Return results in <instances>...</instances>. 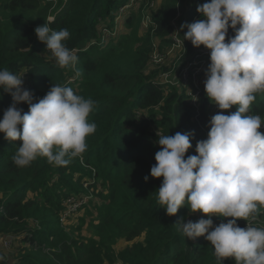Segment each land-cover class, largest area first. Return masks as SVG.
Segmentation results:
<instances>
[{
    "label": "trees",
    "instance_id": "16d2710c",
    "mask_svg": "<svg viewBox=\"0 0 264 264\" xmlns=\"http://www.w3.org/2000/svg\"><path fill=\"white\" fill-rule=\"evenodd\" d=\"M186 1L163 0L151 9L153 25L144 30V3L135 9L132 4L124 21L125 32L101 42V23L121 31L114 17L129 0H56L52 21L47 20L50 1L0 0V70L24 73L25 88L37 99L54 83L73 88L95 102L87 119L96 124L95 132L86 138V151L67 166H55L40 156L18 167L12 157L20 142L7 140L0 132V237L15 236L11 245H21L12 256L0 253V264H112L116 260L122 264H218L204 236L190 240L177 224L181 218L195 222L197 216L187 206L167 215L156 192L163 178L150 175L155 153L161 148L157 133L194 131L186 157L197 154L196 142L205 139L214 105L204 84L196 108L185 93L172 86L164 89L152 79L156 74L149 67L153 39L159 38L160 46L168 45L170 20L177 7L185 10ZM206 1L189 0L181 24L204 19L197 6ZM45 22L53 30L69 31L63 43L78 56L74 67H59L46 44L38 40L34 29ZM184 32L178 36L182 40ZM228 35H234L231 28ZM93 40L98 43L88 46ZM255 95L247 114L259 115L264 121V93ZM11 102V95L0 88V119ZM18 107L28 111L24 102ZM235 110L234 105L226 112ZM90 189L97 191L99 202L88 201L76 211L80 220L73 222L74 212L69 223L62 225L64 200ZM88 216H92L87 220L91 235H74L77 222L81 225ZM255 216L264 219V207ZM245 221L237 218L241 227ZM255 227H264V221ZM120 241L126 245L119 249ZM222 260L235 264L232 257Z\"/></svg>",
    "mask_w": 264,
    "mask_h": 264
},
{
    "label": "clouds",
    "instance_id": "9594fccd",
    "mask_svg": "<svg viewBox=\"0 0 264 264\" xmlns=\"http://www.w3.org/2000/svg\"><path fill=\"white\" fill-rule=\"evenodd\" d=\"M197 11L204 19L182 23L180 31H187L180 42L190 40L195 47L211 50L206 96L221 110L234 105L236 110L213 115L207 139L197 141V154L187 157L194 131L158 132L161 148L150 175L163 178L156 192L167 215L182 206L208 215L195 222L181 218L177 224L190 240L204 236L218 264L228 257L235 264H264V227L237 224V218L248 221L264 207V133L259 131L264 121L247 114L255 94L264 93V0H208ZM229 28L234 35H228ZM34 32L59 67L76 65L77 54L63 43L70 35L67 29L56 31L45 22ZM23 77L24 73L0 70V88L12 98L0 119V132L5 139L20 142L13 162L25 167L43 156L55 166H67L82 156L86 138L96 130L87 119L95 102L57 83L42 98H34L24 88ZM21 102L28 111L18 107ZM148 179L146 175L144 180ZM213 215L231 219L213 226Z\"/></svg>",
    "mask_w": 264,
    "mask_h": 264
},
{
    "label": "built area",
    "instance_id": "2783aa9c",
    "mask_svg": "<svg viewBox=\"0 0 264 264\" xmlns=\"http://www.w3.org/2000/svg\"><path fill=\"white\" fill-rule=\"evenodd\" d=\"M52 2L51 7L53 8L56 5V0H48ZM66 0H64L65 2ZM144 1L145 9L143 10V16L141 20V26L143 29H148L151 25H153L150 11L154 9L155 1L154 0H134L133 2ZM208 2V0L206 1ZM122 6L121 8H123ZM120 8V9H121ZM189 10V5L185 7V11H181L180 8H177L174 17L170 20V42L166 46H160V39L155 38L152 42V51L149 54L151 59L150 69L155 72V76L152 78L153 82L156 84H162L164 89H168L169 87L175 88L179 93H185L189 102L194 105L196 108L199 106V94L201 90L202 84H204V80L206 77V69L210 64V56L207 58L208 62H205V59L201 58L203 53L210 54V49L201 45L199 47L193 46L191 42L188 44L182 43L181 39L178 38L180 31V24L178 23L179 18H186L187 12ZM54 18V13L49 12L47 16V20L51 21ZM116 19H114V25L116 23ZM194 22V19L191 23ZM187 30V28L183 29V31ZM179 31V32H178ZM113 36V26H108L107 24L101 26L99 28V41H103L108 37ZM92 44L98 43L97 40L91 41ZM171 49L182 50L181 53L168 55L164 52ZM24 80V88H25V79ZM218 112H224L227 114L226 110L219 109L215 104L212 106V110L210 113V119L213 115ZM251 115V114H249ZM209 119V120H210ZM209 122V121H208ZM210 130V125L207 123L205 130V139H207L208 132ZM259 131L264 132V122H262ZM89 182H86L84 186H87ZM64 212L60 216V221L62 225H67L69 223V218L71 215L76 212L79 208H81L85 204L84 195L76 196L71 195L64 200ZM264 221V219H262ZM260 218L256 216H250L248 221H245V225L247 222L255 226L256 224L262 221ZM15 239V236L7 235L4 237H0L1 246L4 249H8L11 246L12 240ZM112 264H122L120 261L116 260Z\"/></svg>",
    "mask_w": 264,
    "mask_h": 264
},
{
    "label": "rangeland",
    "instance_id": "374dc122",
    "mask_svg": "<svg viewBox=\"0 0 264 264\" xmlns=\"http://www.w3.org/2000/svg\"><path fill=\"white\" fill-rule=\"evenodd\" d=\"M45 1H48V0H45ZM128 9L129 8H127L126 9V12L124 13V12H121V10H120V8H118V10L116 11V15H115V17H114V19L116 18V17H119V21L120 22H122L121 23V26L122 27H124L125 28V30L127 29V27L125 26V18H126V15L128 14ZM135 9V8H134ZM54 11V9L50 6L49 7V9H48V12H53ZM123 11V10H122ZM52 21V20H51ZM178 23L179 24H181V18H179L178 19ZM116 25V24H115ZM120 32H122V30L121 31H115L114 33H113V36H117L118 35V33H120ZM125 32V31H124ZM112 36V37H113ZM112 37H108V38H106V39H109V38H112ZM90 45H92V43H89L88 44V46H90ZM163 86V85H162ZM84 195V200H85V204L88 202V201H90L92 204H97L98 202H99V199H98V194H97V191H93V189H90V191L87 193V194H83ZM82 196V195H81ZM193 216L194 215H196L197 216V220L198 219H200L201 217H203V218H208V215L207 214H204V213H202L201 211L200 212H198V213H193L192 214ZM80 217H79V214L76 212L75 213V215H74V218H73V222H76V220H80L79 219ZM91 219L92 218V216H88L87 218H86V220H85V222H81V225H79V222H77V226H76V228L75 229H77L76 231H75V233H73L74 235H76V233L78 232V235H86V236H90L91 235V233L89 232V229H88V222H87V220L88 219ZM212 219H213V226H216V225H218L220 222H221V220H219V218H218V216H216V215H213L212 217H211ZM20 245V242L19 243H16V244H14V246H10L8 249H1V243H0V253L3 255V256H5V257H8V256H12V254H14V252H15V250L17 249V247ZM126 244L125 243H123V242H118L117 244H116V248H123L124 246H125ZM21 246V245H20ZM233 258V257H232ZM234 259V258H233Z\"/></svg>",
    "mask_w": 264,
    "mask_h": 264
},
{
    "label": "crops",
    "instance_id": "0c3cea01",
    "mask_svg": "<svg viewBox=\"0 0 264 264\" xmlns=\"http://www.w3.org/2000/svg\"><path fill=\"white\" fill-rule=\"evenodd\" d=\"M162 1H163V0H155L154 8H157V7L161 4ZM140 2H143V3H144V9H145V2H144V1H138V2H135V3L132 2V4H134V8H137V6H138L137 4H138V3L140 4ZM132 4H131V5H132ZM187 5H189V0L186 1V6H187ZM177 8H179V7H177ZM144 9H143V10H144ZM120 10H121V12H123V11H122L123 8H121ZM181 11H182V10H181ZM184 11H185V10H184ZM187 13H188V12H187ZM126 16H127V15H126ZM142 16H143V14H142ZM173 17H174V16H173ZM173 17H172V18H173ZM116 18H117V19H116V23H117L118 29L122 30V33H123V32L125 31V28L121 26V23H122V22L119 21V17H116ZM105 24H106V22H102L101 25H100V27L103 26V25H105ZM100 27H99V28H100ZM141 27H142V26H141ZM142 29H143V28H142ZM143 30H144V29H143Z\"/></svg>",
    "mask_w": 264,
    "mask_h": 264
},
{
    "label": "bare ground",
    "instance_id": "6f19581e",
    "mask_svg": "<svg viewBox=\"0 0 264 264\" xmlns=\"http://www.w3.org/2000/svg\"><path fill=\"white\" fill-rule=\"evenodd\" d=\"M134 0H129V2L127 3V4H125L124 5V7H123V12L125 13L126 12V9L127 8H129L130 7V5L132 4V2H133ZM116 27H118L117 26V24H116ZM116 31V28H115V30L113 31V33ZM187 31V30H186ZM179 38V37H178ZM179 39H181V38H179ZM182 40V39H181ZM189 42H191L190 40H187V43L186 44H188ZM185 43V42H184ZM173 52H178V53H181L182 52V50H177V49H171V50H168L167 52H166V54H168V55H171ZM210 56V54H208V53H203L202 55H201V58H203V59H205V62H208V57ZM150 61H151V59H150ZM241 227V226H240ZM242 227H246V225H244V226H242Z\"/></svg>",
    "mask_w": 264,
    "mask_h": 264
}]
</instances>
